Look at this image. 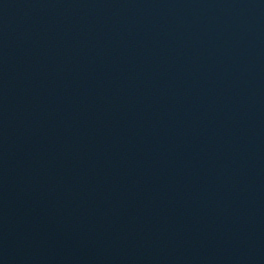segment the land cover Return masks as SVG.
<instances>
[{
	"label": "water",
	"instance_id": "95a60500",
	"mask_svg": "<svg viewBox=\"0 0 264 264\" xmlns=\"http://www.w3.org/2000/svg\"><path fill=\"white\" fill-rule=\"evenodd\" d=\"M0 264H264V0H0Z\"/></svg>",
	"mask_w": 264,
	"mask_h": 264
}]
</instances>
